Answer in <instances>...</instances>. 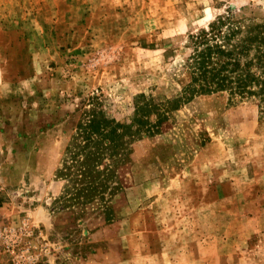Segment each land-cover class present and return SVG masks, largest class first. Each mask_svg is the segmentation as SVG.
Listing matches in <instances>:
<instances>
[{
    "label": "rangeland",
    "instance_id": "rangeland-1",
    "mask_svg": "<svg viewBox=\"0 0 264 264\" xmlns=\"http://www.w3.org/2000/svg\"><path fill=\"white\" fill-rule=\"evenodd\" d=\"M229 10L264 23V0H0V264H264L258 96L151 113L97 199L62 170L87 97L128 122L183 98L194 36Z\"/></svg>",
    "mask_w": 264,
    "mask_h": 264
},
{
    "label": "trees",
    "instance_id": "trees-1",
    "mask_svg": "<svg viewBox=\"0 0 264 264\" xmlns=\"http://www.w3.org/2000/svg\"><path fill=\"white\" fill-rule=\"evenodd\" d=\"M188 63L192 80L186 95L139 100L130 122L110 116L101 94L84 100L82 117L63 157L62 170L71 180L67 188L73 189L69 199H97L109 188L125 185L123 172L134 139L142 131L163 127L162 118L156 122L146 118L153 112L163 115L184 99L220 90L240 98L258 96L264 107V23L229 10L194 36Z\"/></svg>",
    "mask_w": 264,
    "mask_h": 264
}]
</instances>
